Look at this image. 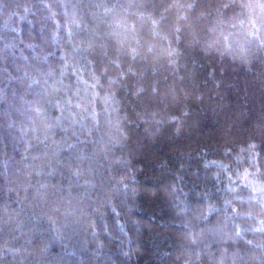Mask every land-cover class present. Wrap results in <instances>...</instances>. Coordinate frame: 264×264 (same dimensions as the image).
Instances as JSON below:
<instances>
[{
	"label": "clouds",
	"instance_id": "1",
	"mask_svg": "<svg viewBox=\"0 0 264 264\" xmlns=\"http://www.w3.org/2000/svg\"><path fill=\"white\" fill-rule=\"evenodd\" d=\"M0 264H264V0H0Z\"/></svg>",
	"mask_w": 264,
	"mask_h": 264
}]
</instances>
